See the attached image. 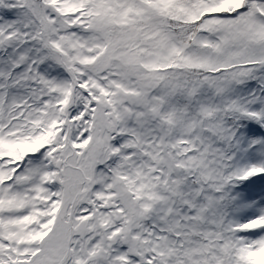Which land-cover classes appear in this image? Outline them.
<instances>
[{
    "label": "snow or ice",
    "instance_id": "snow-or-ice-1",
    "mask_svg": "<svg viewBox=\"0 0 264 264\" xmlns=\"http://www.w3.org/2000/svg\"><path fill=\"white\" fill-rule=\"evenodd\" d=\"M0 264H264V0H0Z\"/></svg>",
    "mask_w": 264,
    "mask_h": 264
}]
</instances>
